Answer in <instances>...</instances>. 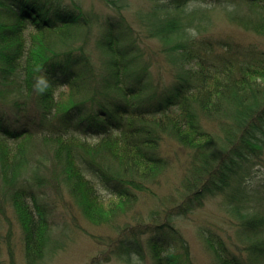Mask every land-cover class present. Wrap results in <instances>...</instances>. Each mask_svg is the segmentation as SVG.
<instances>
[{
  "label": "trees",
  "instance_id": "obj_1",
  "mask_svg": "<svg viewBox=\"0 0 264 264\" xmlns=\"http://www.w3.org/2000/svg\"><path fill=\"white\" fill-rule=\"evenodd\" d=\"M104 1L105 13L81 0H0V198L26 220L27 260L49 250L44 215L62 204L119 231L105 243L124 264L146 252L148 264H197L175 219L221 194L233 233L199 228L212 264H264V183L250 170L264 168V0ZM220 13L235 30L218 28ZM9 52L28 76L9 73ZM183 79L198 87L173 101ZM167 138L189 155L171 197L156 189L172 163ZM238 169L248 178L230 183ZM141 194L162 203L148 222L109 219Z\"/></svg>",
  "mask_w": 264,
  "mask_h": 264
},
{
  "label": "rangeland",
  "instance_id": "obj_2",
  "mask_svg": "<svg viewBox=\"0 0 264 264\" xmlns=\"http://www.w3.org/2000/svg\"><path fill=\"white\" fill-rule=\"evenodd\" d=\"M81 1L87 6H94V8L103 13L107 12L104 0ZM130 2L135 6H146L150 3V0H130ZM217 18H219L218 28L222 30H235L231 29L230 25L225 22L221 13ZM162 151L163 154L170 156L172 163L165 171V178L162 180L161 185L156 187V189L160 195L171 197V193L177 195L175 185L182 176L189 155L186 148L169 138L165 139L162 145ZM259 172L256 171L257 174L254 172V183H258L262 178ZM158 198L157 195L150 196L149 194H141L138 205L130 206L129 209H131L129 212L121 217L130 219L133 216H141L145 219V224L149 221L150 209L158 207ZM161 204L159 205L161 206ZM133 207L135 208L133 209ZM1 212L0 252L2 255L0 256V264H10L7 241L9 239H7V235H9L13 245L16 262L18 264H27L24 260V244L18 216L12 208H8L6 213L3 212L4 214ZM225 214L221 204V194H216L206 196L204 201L201 204H196L193 210H189L186 215L177 216L175 219L179 230L188 241L189 248L197 264H212L211 255L208 254L204 247L199 228H218V225L223 223ZM51 217L52 222L56 223L59 231L64 234V245L66 247L62 251L60 250L58 253L53 254L51 262L47 260L45 264H124L117 254H108L105 252L108 251L107 244L105 243L106 240L109 239V236L116 237L119 231L108 228L109 226L107 225L89 221L75 205H71L70 209H68L66 207L64 208L62 204H58L52 212ZM121 232L125 233L124 231ZM151 232L149 229L141 236V242L144 245H146V237ZM144 257L146 259H142V262L148 261L149 253L146 252ZM146 264L148 263L146 262Z\"/></svg>",
  "mask_w": 264,
  "mask_h": 264
},
{
  "label": "bare ground",
  "instance_id": "obj_3",
  "mask_svg": "<svg viewBox=\"0 0 264 264\" xmlns=\"http://www.w3.org/2000/svg\"><path fill=\"white\" fill-rule=\"evenodd\" d=\"M222 7L223 6H221L220 9H222ZM238 20H240L243 23L246 22V18L243 17V16L238 17ZM240 33H241L239 35L240 37H243L245 35V32L244 31H241ZM6 57L8 59V62L10 64V66L12 67V69L9 68L10 69V72H9L10 74L15 73L16 76L17 75H20L21 77L28 76V71L22 69L23 68V65H22V59H21V56L20 55H18L17 53H14V52H9ZM248 57L249 56H247V58ZM250 63L253 66L256 65V64H258V62L251 61V60H250ZM19 70L22 71L21 74L20 73L16 74V72H18ZM170 82H171V80H170V78H168L166 80V83H170ZM192 84L193 85H196L198 87V85L196 83L192 82L191 80L188 81V80H185V79H183L181 82H173V83H171V95L173 97V101H179L181 99V95L184 94L183 92L180 93V91H184V92L187 93L191 89V85ZM176 105H178V104L176 103ZM58 116H62V112L58 113ZM250 170L253 171V172H255V173H256V171H260L259 174L262 175V178L260 179V181L264 183V168L262 166H259L258 164H254L253 166H251ZM227 175H228V179L231 181L230 183H232V182H240L242 180H245V178H248V174H246L245 172H243L241 169H238L237 172L229 171V174H227ZM96 180H98V179H96ZM253 181L254 180L252 178L251 179L252 185L255 186V187H258V184L257 183H254ZM95 188L97 190H103L104 189V185H103V183L101 181H99V182H97V185H96ZM205 191H207V190L205 189ZM0 204H2L3 206H6V207L12 208V209L14 208V206L12 205V203H11L10 200L4 201V200H2V198H0ZM75 207L78 208V210L82 213V211L80 210V208L77 205ZM105 208L107 209V206ZM1 213H3V212H1ZM127 213L120 214V215L119 214H116V215H113L112 217H109V219L113 220V219H115L117 217L116 218L117 219L116 221H119V223L122 224V226L124 225L123 227H125L126 225H129L130 226L131 224L134 223V221H132L133 219L132 220L131 219H125L126 221H123L122 220L123 217L121 218V216H124ZM31 215L34 216L35 220H37L39 222H42L43 221V218H41L38 214L33 213ZM51 215H52V213H50V214L46 213L44 215V217L51 219L52 218ZM131 218H135V217L133 216ZM25 221L26 220H24V223L26 224ZM24 223H22V225L25 227ZM51 224L52 225L46 229L47 230V240H46V243L44 245L47 248L49 247V250L46 252V254L43 257V259H42V256L41 257H38V260H36L38 262H36V264H45V263H47V260H50V262H51V260H52L51 257L53 256V254L58 253L60 250L62 251L66 247L64 245V239H65L64 238V234L59 231L58 225L56 223H53L52 220H51ZM22 225H21V232H22V239H23L25 237L27 231L23 229ZM133 226H135V225L133 224ZM218 227H220V230H222L224 232V235H229V234H232L233 233L232 230L228 226V222L225 219L223 220V223L222 224L218 225ZM6 237H7V239H9L7 241H8V252H9V255H10V264H18L16 262V256L14 255V248H13V245H12V243L10 241L9 235H7ZM220 237H224L222 239L226 243H230V238H227V237L222 236V235ZM187 243H188V241H187ZM23 244H24V240H23ZM189 250H190V248H189ZM105 252L108 253V251H105ZM23 254H24V260L26 261V263L27 264H31L27 260L25 251H23ZM1 255L2 254L0 252V256ZM135 260H138V259H135ZM138 262H134V263L135 264H146V262H142L141 260H138Z\"/></svg>",
  "mask_w": 264,
  "mask_h": 264
}]
</instances>
